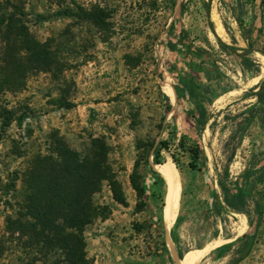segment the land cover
Returning <instances> with one entry per match:
<instances>
[{
    "label": "rangeland",
    "instance_id": "1",
    "mask_svg": "<svg viewBox=\"0 0 264 264\" xmlns=\"http://www.w3.org/2000/svg\"><path fill=\"white\" fill-rule=\"evenodd\" d=\"M1 1L0 18L10 14L4 10L7 4H17L18 9L12 23L0 26V237L6 202L20 200L29 160L53 150L56 138L81 154L93 139L102 138L109 147L108 161L125 204L113 201L107 182L93 201L106 208L107 217L113 203L126 209V217L118 231L106 233L110 242L105 239L99 244L96 264H170L166 257L155 255L161 253L160 232L174 264L181 263L175 245L187 252L181 264H192L200 255L197 264H228L230 255L219 258L215 249L252 228L245 214L222 211L218 215L212 207L215 200H221L219 180L239 181L253 159L264 162V111L259 110L244 132L240 131L243 116H239L256 102L246 95L255 92L264 79V0L252 5L247 0L238 4L236 0H211L208 14L202 5L208 0ZM67 8L72 16L56 15ZM92 10H102L104 22L93 23L84 15ZM238 19L243 20L241 27ZM171 23L176 29L169 32ZM180 29L187 32L194 47L208 52L216 68L204 64L200 65L202 72L190 71L178 43ZM214 34L236 49H248L250 42L254 51L246 58L254 69H245L233 52L222 50ZM168 42L174 44L173 49ZM50 55L58 65L53 71H48ZM193 62L199 66L197 59ZM178 78L189 83L199 96L194 101L206 111L207 124L200 136L188 114L195 109L171 107L163 99L165 93L175 103L176 94L168 86ZM65 103L72 106L60 108ZM178 109L186 112L177 114ZM7 111L13 112L15 120L23 117L20 126L13 121L2 127ZM182 136L200 145L196 168L188 167L187 155L175 152L174 162L165 151L163 167L156 166L151 147L160 140L177 144ZM146 161L159 178L149 175ZM134 171L144 189L141 198L130 184ZM164 180L175 182L180 193L166 238ZM261 194L264 198V183L254 199ZM133 226L141 229L134 231ZM87 228L91 227L85 228V237ZM260 232L259 243L239 264H264V222ZM13 260L5 254L0 264Z\"/></svg>",
    "mask_w": 264,
    "mask_h": 264
},
{
    "label": "trees",
    "instance_id": "2",
    "mask_svg": "<svg viewBox=\"0 0 264 264\" xmlns=\"http://www.w3.org/2000/svg\"><path fill=\"white\" fill-rule=\"evenodd\" d=\"M210 1H202L206 14L209 13ZM236 1L238 4L241 0ZM247 1L252 5L255 0ZM7 2L9 3V0ZM1 3L0 0V7H3ZM17 9V4H7L4 10L9 11L10 14L0 18V26L4 22L12 23L13 13ZM103 13L102 10H92L88 13L84 12V15H88L93 23L98 24L104 22L105 15ZM56 15L70 17L72 12L67 8L57 11ZM237 23L241 27L243 20L238 19ZM222 25L232 42L235 43L227 24L223 22ZM209 27L214 33L213 24L210 21ZM174 29L176 26L171 23L168 31L172 32ZM214 36L218 46L222 50L233 52L245 69H254V64L246 58L254 51L250 42H247L248 49H236L222 42L215 34ZM177 38L178 43L181 44L182 57L187 59L186 66L191 72H202L200 65L204 64L216 68L208 52L202 48L194 47L185 30H177ZM167 46L169 49H173L174 44L168 42ZM237 51L241 53L238 54ZM55 58V56L51 57L50 55L48 71L58 69ZM194 59L199 61V66L194 64ZM205 77L209 81L210 76L206 72ZM159 78L162 81L163 77L160 76ZM168 90L170 93L176 91L178 97L193 105L195 112L188 111V114L195 122L197 136H200L207 124V117L204 108L198 106L194 101V98L199 96L184 78H178L173 87L168 86ZM248 95L255 98L256 102L246 107L239 114V116H243L240 124L241 132L251 126L259 110L264 111V79L258 84L256 91L250 92L246 96ZM163 99L168 101V97L164 94ZM71 106V104L65 103L60 105V108L69 109ZM22 119L23 117H19L15 120L13 112L7 111L2 127L10 126L13 121H17L20 126ZM151 148L153 162L159 167L164 165L161 160L164 151L169 154L174 162H176L175 152L187 155L190 159L188 164L190 169L196 168L194 163L201 154L200 145L185 136H182L177 144L171 140H160ZM108 155L109 147L102 138L93 139L83 154L70 149L60 138H56L53 150L45 155L37 154L29 160L22 175L23 193L20 200H15L14 203L6 202V209L8 210L4 216V229L0 237V258L5 254L11 255L12 260L14 259L11 264H91L86 253L84 230L92 225L96 219L104 221L108 218L106 208L96 205L93 196L99 193L102 184L107 182L111 188L113 201L118 204H125L119 186L114 180ZM144 165L150 176L159 178V175L153 171L147 161ZM225 178H228L227 172H225ZM238 179L239 181L230 183L219 180L221 200H215L212 207L214 214L218 215L222 211L245 214L252 228L251 232L234 242L215 249L214 252L219 258L230 255L228 264H239L246 259L260 241V228L264 222V198L263 194L257 200L254 199V196L258 186L264 183V162L253 159L250 167L246 168ZM130 184L136 192V196L141 198L144 189L139 184L135 171L130 176ZM12 187L14 188V186ZM140 229V226H133L134 231ZM159 238L161 240V253L155 254L156 257H166L170 264H174L170 249L168 245L166 247L163 241L162 232H160ZM175 247L177 258L181 262L187 252L184 253L178 245ZM199 255L200 253H197L192 256L191 262Z\"/></svg>",
    "mask_w": 264,
    "mask_h": 264
},
{
    "label": "crops",
    "instance_id": "3",
    "mask_svg": "<svg viewBox=\"0 0 264 264\" xmlns=\"http://www.w3.org/2000/svg\"><path fill=\"white\" fill-rule=\"evenodd\" d=\"M183 65L184 64H182L181 66ZM175 94H176L175 95L176 100H175V103L172 104V102L170 101V98L164 93V95L168 97V102L171 107L178 105V107H181V108L185 107L187 110L189 108H193V105L189 103L187 100L181 99L180 97H178L176 91H175ZM176 112L177 114H179L180 112L185 113L186 110L184 111L183 109L181 111L178 109ZM110 209L112 213L109 215L107 219H105L104 221L100 220L94 225H90L89 227H91V229L88 230L87 228L86 230V233H85L86 253H87V257L91 259V264H96L98 262V260H95V257L97 258V253L99 251V244L104 243L102 241H105V239L108 240L107 241L108 243L110 242V238L107 237L106 233L113 229L118 231L119 227H121L125 221V217H126V212H124L126 211L125 208H122L118 204L113 203L110 205Z\"/></svg>",
    "mask_w": 264,
    "mask_h": 264
},
{
    "label": "water",
    "instance_id": "4",
    "mask_svg": "<svg viewBox=\"0 0 264 264\" xmlns=\"http://www.w3.org/2000/svg\"><path fill=\"white\" fill-rule=\"evenodd\" d=\"M164 181H165L166 192H165L164 205L162 209V219H163V224L165 227V238H166L167 233H169L170 235V231L168 232L170 227L167 228V222H168L167 217L169 216L170 208L174 200L175 184L173 183V181H167V180H164ZM166 247H167V244H166ZM167 251H168V248H167Z\"/></svg>",
    "mask_w": 264,
    "mask_h": 264
},
{
    "label": "bare ground",
    "instance_id": "5",
    "mask_svg": "<svg viewBox=\"0 0 264 264\" xmlns=\"http://www.w3.org/2000/svg\"><path fill=\"white\" fill-rule=\"evenodd\" d=\"M207 134V133H206ZM205 138H206V136H205ZM172 178V177H171ZM173 179V178H172ZM174 180V179H173ZM175 181V180H174ZM174 184H175V192H174V200H173V204H172V206H171V208H170V212H169V216L167 217V226L169 225V227L172 225L171 224V217H172V215H173V213H174V211H175V207H176V204L177 203H179V197H180V193L177 191V187H176V183L175 182H173ZM177 207H178V204H177ZM177 214V213H176ZM208 249V248H207ZM206 252V251H205ZM204 252V253H205ZM203 253V254H204ZM184 256H185V254H184ZM201 257V255L192 263V264H197V262H198V260H199V258ZM180 262V261H179ZM183 262V259H182V261H181V263ZM180 263V264H181Z\"/></svg>",
    "mask_w": 264,
    "mask_h": 264
}]
</instances>
